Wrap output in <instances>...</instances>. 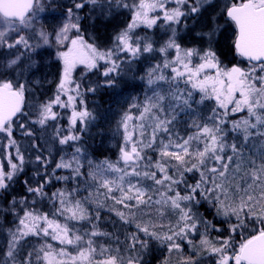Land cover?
Listing matches in <instances>:
<instances>
[{
    "label": "snow or ice",
    "instance_id": "obj_1",
    "mask_svg": "<svg viewBox=\"0 0 264 264\" xmlns=\"http://www.w3.org/2000/svg\"><path fill=\"white\" fill-rule=\"evenodd\" d=\"M211 3L73 0L49 33L40 14L51 0H0V200L24 187L0 208L15 225L0 264H148L154 248L167 253L161 264L173 254L176 264H264V0H224L220 8L240 58L232 66L215 50L223 27L215 17L195 32L199 46L183 43L181 32ZM120 9L130 22L110 47L85 38L81 10L91 19ZM158 26L168 33L159 43L137 31ZM42 48L56 49L55 93L26 106L32 85L50 82L27 75L42 64ZM142 58L158 62L138 77L148 89L143 99L133 98L117 122L118 156L93 159L86 137L97 114L86 97L116 85ZM89 74L104 79L93 83ZM57 109L69 110L67 129L57 126ZM25 118L41 128L57 122L54 139L66 146L58 160L51 151L26 160L13 135L14 127L33 135ZM28 164L38 167L21 180ZM102 208L129 228L105 230ZM28 237L40 243L18 260Z\"/></svg>",
    "mask_w": 264,
    "mask_h": 264
},
{
    "label": "trees",
    "instance_id": "obj_2",
    "mask_svg": "<svg viewBox=\"0 0 264 264\" xmlns=\"http://www.w3.org/2000/svg\"><path fill=\"white\" fill-rule=\"evenodd\" d=\"M73 0H55L54 6L56 8L60 9V12H66L67 7L72 6ZM170 7L172 5H169ZM81 15L84 16V18L81 20L82 28H87V31L85 32V38L89 39L94 38L97 45L101 47H110L112 43V38L122 28H124L129 22H130V14L126 9H120L117 11H114V13L111 16L107 17H101L99 14L93 12L92 18L89 19L88 16L84 13L83 10H81ZM213 17L216 18V20H224L223 17L219 16H212V15H202L199 19L203 20H211ZM162 27H157L156 29L159 30ZM163 29V28H162ZM157 30H146V29H137V31L140 33V35H144L146 32L155 40V34ZM106 42L105 44L103 42ZM223 41V38L221 37L217 43L216 46H218L219 42ZM233 46V45H232ZM222 48L226 52H230V55L233 56V47L229 48L228 43L226 41L222 42ZM226 60V59H224ZM239 61V58L236 56H233V60L229 61H222L223 64H226L228 66L232 65L233 63H237ZM58 70L55 68L56 73H58L57 77L59 78V63H56ZM127 69L129 70L127 72ZM130 67L125 69V74L123 75V78H125V83L121 84L120 78L118 77V81L120 86L115 85L114 87H101L98 89V91L95 94L89 93L86 97V103L88 104V107L95 111L97 114V120L96 124L93 127L90 134V138L86 137L87 143L89 145V153L93 159H104L105 157L115 160V155L118 152V149L115 151H111L109 148L108 143L110 142L111 136L116 132L117 128V120L120 119L119 115L112 114V109L116 108L118 103V97H119V90L121 87H124V85H128L130 83H133L135 78L133 76H128V73H130ZM37 69H34L32 72L28 73V77L31 79L33 77V74L36 73ZM81 72V69L78 67L76 70V73L74 74V78L78 76ZM90 78L93 83L97 81H101L104 79L103 77L99 75H92L89 74ZM56 77V80L52 85H50L45 93H42V95H39L37 90L32 89L30 93L32 94V100L29 96V92H27L28 95V101L30 105H34L35 103L39 101L47 100L49 97H52L55 93V86L58 81V78ZM130 80V81H127ZM118 83V82H117ZM27 98V96H26ZM31 100V101H30ZM27 104V103H26ZM95 107V109H93ZM61 114V119L58 121V125L62 130L68 128V109H57ZM115 113V111H114ZM116 114V113H115ZM30 115L32 119L34 120L36 117L34 114L30 112ZM26 126L33 132L32 136H26L23 134V132L16 128L14 130V138L16 139L17 143L19 144L21 151L25 153L26 160L29 159V156L34 160L36 154H42L43 156H48L49 151H51V158H53V151L55 150L57 152V157L61 155L63 152H60V149L66 146H61L58 143H56L54 136L55 131L54 128L51 126L53 124H57V122H49L48 126H45L44 128H41L37 124H32L30 121L25 118ZM6 143V142H5ZM35 144L39 148V153L37 152V149L33 148L32 145ZM2 146V145H1ZM119 146V144H118ZM3 147V146H2ZM118 148V147H117ZM1 151V149H0ZM38 167V165L35 164H28L25 168V173L21 175V180L28 179L32 176L35 168ZM51 167V166H49ZM17 193L24 194V187L22 183H18V191ZM6 207L5 201L0 200V208ZM203 212V209H201ZM102 221L105 222H112L115 221L118 223L117 220L113 219L112 217H106L104 216L102 218ZM14 217L11 214H6L3 217H0V232H2L6 238L8 237V229L14 228ZM123 229V228H121ZM107 231L111 232L114 230V226L108 225L106 228ZM118 231V230H116ZM26 240H35L37 241L38 238L34 237H28ZM167 255L166 252H156L153 251L151 256L147 258V261H149L148 264H161L164 257ZM5 256L0 257V260H3ZM18 260H20V256L17 257ZM211 260V257L208 258ZM169 264H176V260L173 258H170Z\"/></svg>",
    "mask_w": 264,
    "mask_h": 264
},
{
    "label": "rangeland",
    "instance_id": "obj_3",
    "mask_svg": "<svg viewBox=\"0 0 264 264\" xmlns=\"http://www.w3.org/2000/svg\"><path fill=\"white\" fill-rule=\"evenodd\" d=\"M54 2L55 0H51V6L47 7L45 9V11L43 13L40 14V21L41 23L44 25L45 29L49 32V33H53L55 32L59 26L64 22L65 20V12H60L59 8H56L54 6ZM224 4V0H212L211 4L206 5L205 10H203L202 15H212V16H217L219 17V13H220V8L223 6ZM171 5V4H170ZM130 14V13H129ZM131 15V14H130ZM201 15V16H202ZM200 16V17H201ZM212 20V19H211ZM211 20H205V18H203V20H197L195 23H193L192 21H189V25L191 28V31L189 32H181V37L183 40V43H185L188 46H192V45H200V40L198 37H196L195 32L196 31H200L202 28H206ZM223 27L221 30L220 35L217 38L216 41V45L219 41V39L222 37L223 41H226L228 43L229 48H232L233 43H232V39H233V29L230 25L224 24V20H217ZM154 30V29H153ZM155 30H157L155 28ZM155 41L162 42L163 40H165L167 38L168 33L165 31V29L161 28L157 31H155ZM222 41V42H223ZM222 42L220 41L218 46L215 45V50L217 52V54L220 56L221 61H229V60H233V56H236L235 52L233 53V56L230 55V52H226L223 50L222 48ZM104 44L106 43L105 41L103 42ZM40 53H42V55H37V59L42 61V64L36 68L37 71L36 73L33 74V77L31 78L32 80H36V79H40V80H44L45 77H47V80L50 81L49 83H41V84H33L32 85V89L37 90L39 95H42V93L46 92V89L52 85L54 83V81L56 80V77L58 75V73H56L55 68L58 70V67L56 66L57 61L55 60V52L56 49L55 48H42L39 50ZM234 51V49H233ZM49 53H51V55H49ZM237 57V56H236ZM226 59V60H224ZM158 62L157 60H152V61H148L145 59H141L140 61H134L132 66L130 67V73H128V76H133V78H135L133 83H130L128 85H124V87H121V89L119 90V97H118V103L116 108L112 109V114L114 115H121L122 111L125 110L127 108V106L131 103L133 98H140L143 99L144 93L146 91H148L147 86L145 85V83L143 81H141L138 77L142 76L144 74V72L147 70V68L150 66V63H155ZM234 64V63H233ZM232 66V65H230ZM129 70L127 69V72ZM11 78V76L9 77ZM58 78V77H57ZM121 84H124L125 82V78H123V75L119 77ZM127 81H130L127 79ZM116 85L118 84V86H120L119 81L117 79ZM115 86V85H114ZM113 86V87H114ZM26 106L30 105L29 101H28V95L26 93ZM29 96L31 97L32 100V94L29 92ZM30 100V101H31ZM93 109H95V107H93ZM27 110V108H26ZM115 111V113H114ZM118 122V120H117ZM16 129V127H14V130ZM0 137H2V134H0ZM110 142L108 143L109 148L111 149V151H115L116 153V149H118V144H120V136L115 132L111 138L109 139ZM259 148V145L257 144L256 146L252 147L251 151H257ZM0 149L2 152L3 151V147L0 145ZM62 152V151H60ZM57 152L54 150L53 151V160H58L59 157L61 155H63L64 153H62L61 155H59V157H57ZM248 153L246 152V155ZM118 156V152L115 155V159ZM2 158V157H0ZM102 160V159H100ZM51 166V165H50ZM84 171H87V166L84 169ZM64 174V173H61ZM87 179V177H85V180ZM57 186H62L61 184H57ZM85 185L82 183L81 187L83 188ZM88 188L89 190H92V185L91 182H89L88 184ZM16 191H18V184L15 186V191L11 193V196H15L17 199H19V197L22 195L20 193H17ZM103 191V190H101ZM11 196H6L5 200H10ZM99 199L101 201L104 200V197L101 195L99 197ZM3 200V201H5ZM108 205H111V201H107L106 202ZM95 205H91L90 209L94 210ZM100 215H101V224L102 226L105 228L108 227V225H112L114 226V230H118V232H122V230L124 228H129L128 225H121L120 222L118 221V218L115 216L114 213L109 212L107 210V208H102L100 210ZM106 216V217H112L113 219L117 220V222L112 221V222H105L102 221V218ZM123 228V229H121ZM131 230V229H130ZM8 240L9 238H6L5 235L0 232V257L5 256L4 254L6 253L7 250V244H8ZM40 243L39 240L35 241V240H23L21 241V246L19 251V255L20 259H22L25 254L28 251H31L34 247L38 246V244ZM153 251L156 252H165L163 248H154L146 257L149 258L152 254ZM171 258H173L174 260H176V256L173 254L171 256ZM149 263V261H148Z\"/></svg>",
    "mask_w": 264,
    "mask_h": 264
},
{
    "label": "flooded vegetation",
    "instance_id": "obj_4",
    "mask_svg": "<svg viewBox=\"0 0 264 264\" xmlns=\"http://www.w3.org/2000/svg\"><path fill=\"white\" fill-rule=\"evenodd\" d=\"M190 22H191V20H190Z\"/></svg>",
    "mask_w": 264,
    "mask_h": 264
}]
</instances>
